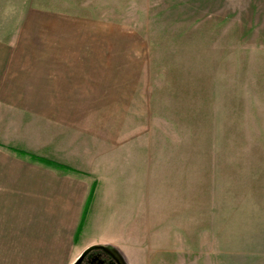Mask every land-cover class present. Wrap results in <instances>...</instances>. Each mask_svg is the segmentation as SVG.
<instances>
[{"label":"rangeland","instance_id":"rangeland-1","mask_svg":"<svg viewBox=\"0 0 264 264\" xmlns=\"http://www.w3.org/2000/svg\"><path fill=\"white\" fill-rule=\"evenodd\" d=\"M38 37L79 49L59 154L87 225L119 213L90 232L121 218L123 264H264V0H0V40Z\"/></svg>","mask_w":264,"mask_h":264},{"label":"crops","instance_id":"crops-1","mask_svg":"<svg viewBox=\"0 0 264 264\" xmlns=\"http://www.w3.org/2000/svg\"><path fill=\"white\" fill-rule=\"evenodd\" d=\"M39 38L0 40V264H73L89 246H111L113 225L122 233L125 223L116 215L108 233L90 232L104 223L96 222L101 213L119 214L116 205L98 203L93 224L84 222L94 188L80 202L78 171L59 154L65 140L77 139L73 108L65 112L64 100L79 95V49Z\"/></svg>","mask_w":264,"mask_h":264},{"label":"flooded vegetation","instance_id":"flooded-vegetation-1","mask_svg":"<svg viewBox=\"0 0 264 264\" xmlns=\"http://www.w3.org/2000/svg\"><path fill=\"white\" fill-rule=\"evenodd\" d=\"M80 264H123L109 249H97L83 257Z\"/></svg>","mask_w":264,"mask_h":264},{"label":"water","instance_id":"water-1","mask_svg":"<svg viewBox=\"0 0 264 264\" xmlns=\"http://www.w3.org/2000/svg\"><path fill=\"white\" fill-rule=\"evenodd\" d=\"M97 249H109L111 250L113 253H115L111 248H109L108 246L105 245H93V246H89L88 248H86L78 257L77 259L73 262V264H80L81 260L83 259V257L85 255H87L89 252L93 251V250H97ZM116 255V253H115ZM117 256V255H116ZM117 258L119 259V257L117 256ZM120 260V259H119ZM121 261V260H120Z\"/></svg>","mask_w":264,"mask_h":264},{"label":"trees","instance_id":"trees-1","mask_svg":"<svg viewBox=\"0 0 264 264\" xmlns=\"http://www.w3.org/2000/svg\"><path fill=\"white\" fill-rule=\"evenodd\" d=\"M34 159L39 160V161H42V162H44V163H46V164H49V165L56 166V167H61V166H62V165H60V164H56V163L50 162V161L45 160V159H43V158L35 157ZM64 168H65V169H68V168L65 167V166H64Z\"/></svg>","mask_w":264,"mask_h":264}]
</instances>
